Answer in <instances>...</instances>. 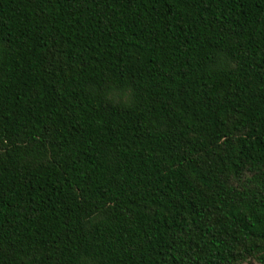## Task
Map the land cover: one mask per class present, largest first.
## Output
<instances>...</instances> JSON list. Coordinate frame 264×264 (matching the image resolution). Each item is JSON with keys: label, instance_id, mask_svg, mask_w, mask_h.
<instances>
[{"label": "trees", "instance_id": "16d2710c", "mask_svg": "<svg viewBox=\"0 0 264 264\" xmlns=\"http://www.w3.org/2000/svg\"><path fill=\"white\" fill-rule=\"evenodd\" d=\"M0 264H264V0H0Z\"/></svg>", "mask_w": 264, "mask_h": 264}]
</instances>
